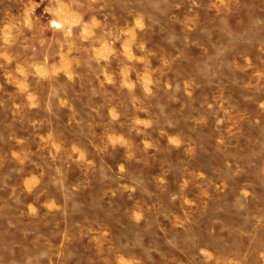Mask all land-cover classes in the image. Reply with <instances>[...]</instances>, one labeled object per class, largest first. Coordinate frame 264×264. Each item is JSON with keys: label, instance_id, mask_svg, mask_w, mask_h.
I'll return each mask as SVG.
<instances>
[{"label": "rangeland", "instance_id": "1", "mask_svg": "<svg viewBox=\"0 0 264 264\" xmlns=\"http://www.w3.org/2000/svg\"><path fill=\"white\" fill-rule=\"evenodd\" d=\"M0 264H264V0H0Z\"/></svg>", "mask_w": 264, "mask_h": 264}]
</instances>
